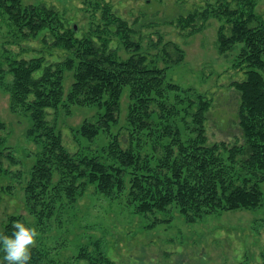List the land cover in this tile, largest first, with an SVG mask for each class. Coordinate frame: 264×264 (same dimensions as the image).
<instances>
[{
    "label": "trees",
    "instance_id": "trees-1",
    "mask_svg": "<svg viewBox=\"0 0 264 264\" xmlns=\"http://www.w3.org/2000/svg\"><path fill=\"white\" fill-rule=\"evenodd\" d=\"M256 7L257 0H216L171 21L182 30L190 29L187 34L191 35L203 30L209 19H219L217 50L225 53L238 48L234 68L244 71L245 77L231 85L240 93L242 140L209 142L206 121L212 99L169 81L166 66L158 64V57L180 62L185 55L178 44L165 42L160 54L148 55L141 42L134 40L135 30L108 3H96L101 22L78 35L52 6L0 0V18L11 27L14 42L41 36L43 43L38 56L7 54V68L0 64V85L10 95V109L29 115L31 125L26 134L41 146L22 186L25 207L35 222L30 224L23 215L12 214L0 234L11 236L13 224L22 222L41 229L37 238L42 240L48 231L44 226L74 206L89 185L112 200L125 199L136 213L177 207L187 222L216 211L260 206L264 182V16ZM114 38L128 57L123 58L119 48L111 46ZM161 42L160 37L155 47ZM57 49L63 51L64 59L48 61L44 52L53 55ZM66 73L73 78L67 93ZM7 75L12 76L11 81L6 80ZM126 91L125 131L114 133ZM71 105L100 109L95 121L84 120L77 131L88 140L104 132L109 137L106 146L76 152L65 146L61 132L47 116L49 109H69ZM0 128H6L1 119ZM123 133L127 134V146L123 145ZM5 142L0 135V160L7 157L17 163L13 153L6 152L9 147ZM57 248L35 245L29 264H68L55 258ZM74 259L79 264H115L101 249L91 252L86 246Z\"/></svg>",
    "mask_w": 264,
    "mask_h": 264
},
{
    "label": "rangeland",
    "instance_id": "rangeland-1",
    "mask_svg": "<svg viewBox=\"0 0 264 264\" xmlns=\"http://www.w3.org/2000/svg\"><path fill=\"white\" fill-rule=\"evenodd\" d=\"M215 1L23 0V3L56 8L64 20L76 28L78 35L101 22L102 13L95 9L96 3H108L113 12L127 20L135 30L134 40L141 42L143 52L148 55L160 54L165 42L178 44L184 51L183 59L173 63L158 57V64L166 66L169 81L192 87L212 99L206 121L209 142H236L242 140L238 124L240 93L231 83L245 77L244 71L234 68L238 48L225 53L217 50V32L222 24L219 19H209L203 30L191 35L187 34L190 29L182 30L176 22L171 23L178 16L203 9L208 2ZM256 10L264 16V0H257ZM10 30L9 24L0 18V64L2 62L4 67L7 68V54L31 58L42 53L41 36L14 42ZM160 37L162 42L155 47ZM111 46L118 47L123 58L128 57L129 53L117 38ZM44 54L50 62L64 59L63 51L59 49L54 50L53 55ZM11 79V75L6 76L7 81ZM72 82V74L66 73V93ZM128 101L126 91L120 122L112 128L114 133L125 131L122 127ZM99 111L96 106L71 105L69 109H49L47 118L61 132L63 142L71 152L87 147L95 151L108 144V135L101 132L95 139L88 140L81 137L77 129L84 120L95 121ZM0 119L6 123L5 129L0 128V135L9 147L6 152L11 151L18 160L17 163L7 157L0 160V169L9 171H0V187L3 188L0 189L1 232L12 214L23 215L30 224L35 222L25 207L22 186L41 146L26 134L31 125L29 115L23 111H11L10 95L1 85ZM122 141L124 146L128 145L126 133H123ZM261 188L263 202L256 208L216 211L195 222H187L177 207L154 213H136L133 206L124 202L125 199L112 200L89 185L74 206L57 215L60 221L54 217L44 226L48 231L42 240L36 238V245L57 246V253L53 252L55 258L68 264H79L74 258L82 246L91 252L101 249L115 264H264V182ZM80 264L87 262L81 261Z\"/></svg>",
    "mask_w": 264,
    "mask_h": 264
},
{
    "label": "clouds",
    "instance_id": "clouds-1",
    "mask_svg": "<svg viewBox=\"0 0 264 264\" xmlns=\"http://www.w3.org/2000/svg\"><path fill=\"white\" fill-rule=\"evenodd\" d=\"M13 229L11 236L0 234V250L3 252L0 264H29L31 249L35 247L39 233L35 227H27L22 222L14 223Z\"/></svg>",
    "mask_w": 264,
    "mask_h": 264
}]
</instances>
